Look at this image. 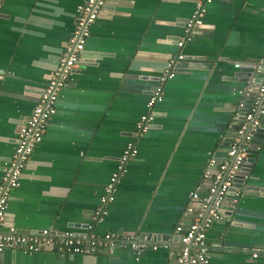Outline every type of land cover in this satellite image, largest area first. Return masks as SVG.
<instances>
[{
	"label": "crops",
	"instance_id": "obj_1",
	"mask_svg": "<svg viewBox=\"0 0 264 264\" xmlns=\"http://www.w3.org/2000/svg\"><path fill=\"white\" fill-rule=\"evenodd\" d=\"M84 0H5L0 12V180L18 131L57 67ZM194 0H112L91 27L82 61L63 88L42 142L11 190L7 224L86 232L103 186L132 140L162 67L178 54L175 76L136 142L98 234L138 233L149 247L66 255L7 249L1 264H177L175 227L208 159H225L226 131L250 72L234 63L264 61V0H213L204 26L179 49ZM254 77L256 75L254 74ZM225 137V138H224ZM245 178L206 233L212 264H264V138ZM223 157L217 156L218 153ZM253 152V151H252ZM257 188V189H255ZM156 245L157 249L151 248Z\"/></svg>",
	"mask_w": 264,
	"mask_h": 264
},
{
	"label": "built area",
	"instance_id": "obj_2",
	"mask_svg": "<svg viewBox=\"0 0 264 264\" xmlns=\"http://www.w3.org/2000/svg\"><path fill=\"white\" fill-rule=\"evenodd\" d=\"M110 1L112 0H84L76 7L75 26L64 45L57 67L44 89L38 91V102L31 114L24 119L17 134L14 151L4 163L0 180V256L7 249L29 254L54 252L66 256L112 254L118 247H129L138 259L149 247V238L146 235L110 231L98 234L94 228L107 217L108 206L115 199L120 180L127 172V165L138 153L136 142L151 128L155 106L163 101L165 86L175 76L178 62L184 59L183 54L170 57L162 67L146 102V112L137 121L132 140L126 144L117 159L114 172L103 186V194L91 215V222L86 225V232L81 234L72 230L57 232L40 229L20 233L14 226L7 224L6 219L10 192L20 185L26 164L34 149L42 142L47 122L56 111L59 94L70 84L74 70L82 61L91 27ZM212 1L194 0L192 14L183 22V34L176 40L179 49L192 39L194 32L204 26L207 6ZM4 2L5 0H0V12ZM234 67L250 72L252 77L239 91L241 100L233 111L226 131L225 137H229L226 158L220 160L212 154L208 159L200 181L189 194L181 221L175 227L174 232L179 238L180 247L177 252H172V256L176 258L177 264H212L206 243L207 230L215 221L226 217L224 204L237 175L251 157V152L259 151L263 144L261 140L252 148L255 139L260 136V129L264 130V76L260 78L258 87L254 88L252 84L256 79L254 74H264V61L237 62ZM151 248L156 250L157 246L152 245ZM260 253L264 257V251L260 250H255L252 256L256 258Z\"/></svg>",
	"mask_w": 264,
	"mask_h": 264
},
{
	"label": "water",
	"instance_id": "obj_3",
	"mask_svg": "<svg viewBox=\"0 0 264 264\" xmlns=\"http://www.w3.org/2000/svg\"><path fill=\"white\" fill-rule=\"evenodd\" d=\"M249 75L251 76V73H249ZM263 76H264V74H257L256 75L255 83L252 84V86L254 88L259 86L260 78ZM259 132H260L259 133L260 136L255 139L254 143L252 144V148H255V146L258 144V142H260L264 137V130L260 129ZM224 147H225V149H223V150L226 151L228 148V144H225ZM251 154H257V152L255 150H253V152H251ZM217 156L223 157L224 155L219 152ZM225 158H226V153H225ZM253 162H254V158L252 156L247 159V163L245 164V166L242 168V170L237 175L236 181H235L233 187L231 188L229 196H234V193L236 191L235 189H237V188L241 189V188H249L250 187V186H246L244 182H245V178L250 173L251 165ZM255 189H257V188H255Z\"/></svg>",
	"mask_w": 264,
	"mask_h": 264
}]
</instances>
